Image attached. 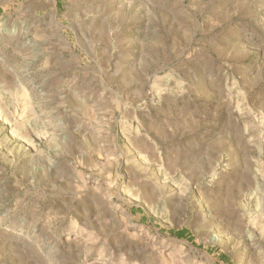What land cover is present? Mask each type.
Wrapping results in <instances>:
<instances>
[{"label":"rangeland","instance_id":"374dc122","mask_svg":"<svg viewBox=\"0 0 264 264\" xmlns=\"http://www.w3.org/2000/svg\"><path fill=\"white\" fill-rule=\"evenodd\" d=\"M0 264H264V0H0Z\"/></svg>","mask_w":264,"mask_h":264}]
</instances>
